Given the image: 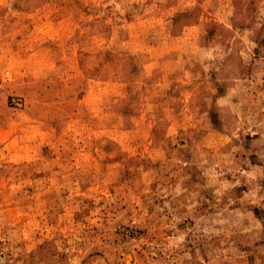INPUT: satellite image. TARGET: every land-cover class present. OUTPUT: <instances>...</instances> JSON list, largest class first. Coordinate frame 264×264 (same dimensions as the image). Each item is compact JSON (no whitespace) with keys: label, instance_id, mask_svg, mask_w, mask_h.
I'll return each mask as SVG.
<instances>
[{"label":"rangeland","instance_id":"obj_1","mask_svg":"<svg viewBox=\"0 0 264 264\" xmlns=\"http://www.w3.org/2000/svg\"><path fill=\"white\" fill-rule=\"evenodd\" d=\"M0 264H264V0H0Z\"/></svg>","mask_w":264,"mask_h":264}]
</instances>
